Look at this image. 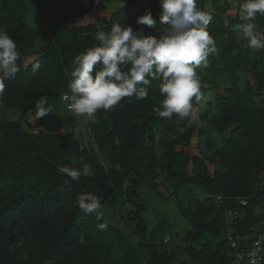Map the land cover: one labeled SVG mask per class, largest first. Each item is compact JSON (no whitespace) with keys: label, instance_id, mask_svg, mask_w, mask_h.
Segmentation results:
<instances>
[{"label":"trees","instance_id":"16d2710c","mask_svg":"<svg viewBox=\"0 0 264 264\" xmlns=\"http://www.w3.org/2000/svg\"><path fill=\"white\" fill-rule=\"evenodd\" d=\"M141 1L145 5L132 11L131 2ZM206 2L197 6L212 14L208 30L217 45L206 69L228 81L213 84L197 72L204 99L193 103L200 124L156 115L160 81L142 100L125 97L114 109L99 110L86 122L104 162L75 129L47 132L35 104L46 96L49 115H56L55 106L70 94L73 60L98 46V31L119 22L156 35L158 0H0V28L21 53V70L4 82L0 103L22 112L18 119L0 115V264H235L231 236L242 249L262 236L264 260V49L253 52L235 30L242 0ZM147 9L156 29L136 24ZM83 11L95 28L81 30ZM104 11L109 18L100 15ZM34 14L42 20L38 27L30 22ZM257 22L264 30V17ZM32 55L38 58L25 64ZM27 115L33 120L24 126ZM74 123L72 114L58 122ZM81 162L93 174L65 184L59 168H81ZM145 189L172 203L186 224L179 227L165 213L157 222L144 218ZM88 192L99 197L103 219L77 206L78 195ZM125 202L135 210L116 214L114 205ZM105 222L107 229H100Z\"/></svg>","mask_w":264,"mask_h":264},{"label":"clouds","instance_id":"9594fccd","mask_svg":"<svg viewBox=\"0 0 264 264\" xmlns=\"http://www.w3.org/2000/svg\"><path fill=\"white\" fill-rule=\"evenodd\" d=\"M158 3L159 23L166 26L158 35L117 22L110 31L95 34L98 46L89 47L74 58L68 73L70 94L62 96L71 113L94 122L99 110H112L125 97L142 100L148 96L151 83L160 81L163 99L160 107L154 108L156 115L171 118L175 114L180 120L188 118L189 123L197 118L200 109L194 107L193 99L199 105L204 97L196 69L201 65L207 67L209 55L217 52L216 39L208 30L212 14L199 8L197 0H158ZM258 15L264 17V0H242L241 23L234 26L253 52L264 49V30L257 22ZM157 23L151 9L136 18L137 25L151 29H156ZM20 58L17 41L0 28V98L4 82L15 78L21 70L17 64ZM32 67L36 71L40 65ZM47 103L46 96L36 101L37 118L52 113ZM59 172L66 177L64 183L70 184L81 176L92 175L93 169L82 163L81 168L61 166ZM77 206L86 215L103 219L102 204L95 194H79ZM98 227L105 230L108 224L100 223Z\"/></svg>","mask_w":264,"mask_h":264},{"label":"rangeland","instance_id":"374dc122","mask_svg":"<svg viewBox=\"0 0 264 264\" xmlns=\"http://www.w3.org/2000/svg\"><path fill=\"white\" fill-rule=\"evenodd\" d=\"M231 1L232 4L236 3V0H229ZM211 2L212 0H207V7H211ZM131 9L132 11H137L139 9V7H142L145 5L144 1H141L138 5H135L134 3L131 2ZM235 11L231 10L230 13L228 15H225V17H229V16H233V13ZM96 15V13L93 11L92 14H90L89 16H93ZM100 15L105 16V17H110V12L108 11H104L103 13H101ZM81 16V20H84V22H78L79 25L81 26V30L86 31L90 28H95L94 26H91L89 23V21H91L88 18V14L86 12H81L80 13ZM159 21V20H158ZM30 22L33 26L38 27L39 24L41 25L42 20L40 19V16L38 14H34L30 17ZM100 22L103 23V20H100ZM105 22V21H104ZM61 25H64V21H59L58 22ZM89 25V26H88ZM160 26L156 29V35L159 34L160 30L163 29L164 25L159 24ZM38 58V55H32L29 56L27 58L24 59L25 64H29L32 63L33 61H35ZM200 69L197 70L199 75H202L204 77H209V80L211 81V83H219L220 86H224L225 85V81L227 82L228 79L225 75L222 74H218L217 76H215L213 73H210L206 67H204L203 65H201L199 67ZM208 85V84H207ZM221 91H225V89L222 87L220 88ZM194 104V103H193ZM194 107H196V105L194 104ZM22 112H18L16 110H6V107L0 103V115H5V116H10L14 119H18L21 116ZM54 113L56 115H47L45 117V126L44 129L49 132H55L58 134L64 133L66 131L70 132L72 130L75 129V131L79 134V138L82 140L83 144L86 146H89V148H95L96 149V155L98 157H100L101 161H104L103 155L101 153V151L99 150L98 144L95 142V138H94V133L91 131V129L87 126V122H86V117L83 116H77L74 115L73 113H71L67 107L66 104L64 102H58L57 105L55 106L54 109ZM71 114L75 117V128L71 125H64L61 126L58 124V122H61V116H71ZM3 115V116H4ZM56 122H55V119ZM33 120V117L31 115H27L24 118V122L23 125L26 126L25 121H31ZM196 120L199 122V119L196 118ZM200 124V122H199ZM193 151H195L197 154H200L199 149H197L196 147L191 148ZM146 188V187H145ZM144 189V188H142ZM203 194H205L203 192ZM142 202L144 204H146V209H145V213L143 214L144 218L149 219L150 222L151 220L154 222L159 221L160 218H162L163 213L167 214L170 218L175 219V224H177L179 227L181 224H186V220L182 217H180L178 215V213L175 210V207L172 203H167L164 202L163 199H157L156 197H154L153 192L150 189H145L142 192ZM145 195V198H144ZM123 197H120V199ZM149 202V203H148ZM115 206V213L116 214H126L127 211L132 210V208L135 210V207H133L132 204H128L127 202L125 203H121V204H117L114 205ZM112 210V209H111ZM115 213L113 215H115ZM116 216V215H115Z\"/></svg>","mask_w":264,"mask_h":264},{"label":"built area","instance_id":"2783aa9c","mask_svg":"<svg viewBox=\"0 0 264 264\" xmlns=\"http://www.w3.org/2000/svg\"><path fill=\"white\" fill-rule=\"evenodd\" d=\"M230 239L233 241L232 247L236 249L235 264H264L262 236L248 249L237 248L238 243L234 237L231 236Z\"/></svg>","mask_w":264,"mask_h":264}]
</instances>
